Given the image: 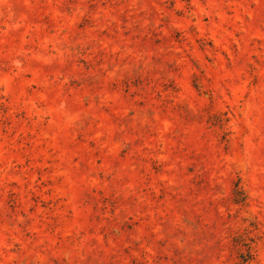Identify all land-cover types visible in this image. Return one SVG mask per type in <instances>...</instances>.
<instances>
[{
  "label": "clouds",
  "instance_id": "9594fccd",
  "mask_svg": "<svg viewBox=\"0 0 264 264\" xmlns=\"http://www.w3.org/2000/svg\"><path fill=\"white\" fill-rule=\"evenodd\" d=\"M0 264H264V0H0Z\"/></svg>",
  "mask_w": 264,
  "mask_h": 264
}]
</instances>
